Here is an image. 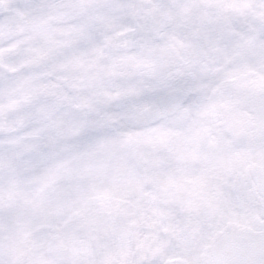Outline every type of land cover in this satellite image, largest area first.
<instances>
[{
    "label": "snow or ice",
    "instance_id": "obj_1",
    "mask_svg": "<svg viewBox=\"0 0 264 264\" xmlns=\"http://www.w3.org/2000/svg\"><path fill=\"white\" fill-rule=\"evenodd\" d=\"M0 264H264V0H0Z\"/></svg>",
    "mask_w": 264,
    "mask_h": 264
}]
</instances>
